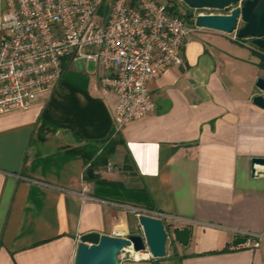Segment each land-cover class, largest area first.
I'll return each mask as SVG.
<instances>
[{
  "label": "crops",
  "instance_id": "1",
  "mask_svg": "<svg viewBox=\"0 0 264 264\" xmlns=\"http://www.w3.org/2000/svg\"><path fill=\"white\" fill-rule=\"evenodd\" d=\"M4 9L0 0V19ZM262 55L223 33L193 32L184 64L148 84L154 111L118 131L117 97L100 86L93 62L68 63L47 98L0 114V264H73L84 233L140 234L141 209L96 198L86 178L91 161L68 156L85 146L94 161L114 142L115 169L101 178L146 191L150 212L190 228L187 246L175 248L177 264H264V167L252 174L251 165L264 157V110L252 101ZM126 160L132 170H123ZM238 237L245 246H236ZM169 261L119 257L120 264Z\"/></svg>",
  "mask_w": 264,
  "mask_h": 264
},
{
  "label": "built area",
  "instance_id": "2",
  "mask_svg": "<svg viewBox=\"0 0 264 264\" xmlns=\"http://www.w3.org/2000/svg\"><path fill=\"white\" fill-rule=\"evenodd\" d=\"M105 3L106 20H98ZM170 7L162 0H5L0 19V114L28 110L39 93L58 84L64 64L84 61L101 68L100 86L117 97L116 131L150 115L154 104L149 82L184 64L183 50L194 32L191 22ZM200 10L192 18L199 30V15L222 11ZM227 35L246 45L248 38H239L237 30ZM114 169L108 160L95 174L103 177ZM86 192L83 185L78 193L82 201L90 199ZM119 257L152 259L147 251L124 250Z\"/></svg>",
  "mask_w": 264,
  "mask_h": 264
},
{
  "label": "water",
  "instance_id": "3",
  "mask_svg": "<svg viewBox=\"0 0 264 264\" xmlns=\"http://www.w3.org/2000/svg\"><path fill=\"white\" fill-rule=\"evenodd\" d=\"M192 9L212 8L230 11L225 15L202 14L196 18V25L223 34L237 30L239 38H250L251 44L264 50V0H180ZM242 1L241 6H236ZM234 6V8L232 7ZM241 20L242 26L238 27ZM258 94L253 97V104L264 110V78L256 81ZM252 174L254 166L264 167V157L251 158ZM87 176L94 178V170L88 169ZM141 233L126 237L102 234L97 231L80 236L73 264H120L119 255L124 250L133 253L149 252L152 259L167 257V232L164 222L159 218L144 214L137 216ZM189 227H175L172 236L176 243L186 247L189 241ZM246 243L245 238L238 237L236 245Z\"/></svg>",
  "mask_w": 264,
  "mask_h": 264
},
{
  "label": "trees",
  "instance_id": "4",
  "mask_svg": "<svg viewBox=\"0 0 264 264\" xmlns=\"http://www.w3.org/2000/svg\"><path fill=\"white\" fill-rule=\"evenodd\" d=\"M170 9L173 12L178 13V10L174 6H171ZM183 16L188 21V15L184 14ZM262 51L264 52V50ZM260 59H261V65L264 67V55H262ZM65 71H66V64H64L63 66L62 77L65 76ZM115 144H116L115 142L112 143V145L106 151V154H104L101 158L97 160L95 159L94 161H93V157L95 155L94 149H89L88 147L85 146L70 150L68 156L70 158H81L83 161L86 162L91 161L89 168L96 170L99 166H102L108 161V157L113 153L115 149ZM123 170L124 171L132 170V166L128 163L127 160L123 166ZM86 178L90 180L87 175ZM92 181L95 183L94 196L96 198L102 200L120 202V203H129L136 207H141L143 209H146L148 211H153L154 209L151 203V199L146 191L129 189L123 183L108 181L106 179L101 178L98 175H95ZM173 251H174L173 255L176 256L177 254H175L176 253L175 248H173Z\"/></svg>",
  "mask_w": 264,
  "mask_h": 264
},
{
  "label": "rangeland",
  "instance_id": "5",
  "mask_svg": "<svg viewBox=\"0 0 264 264\" xmlns=\"http://www.w3.org/2000/svg\"><path fill=\"white\" fill-rule=\"evenodd\" d=\"M242 1L238 5H236V6H238V7L241 6L242 5ZM162 2L166 3L169 6H174L178 10V12L181 14V16H183L184 14L188 15V21L191 22V27L193 28L194 32L199 31V29H195V26L192 24V18L195 15H198V14L202 13L203 12L202 10H200V9L199 10L192 9V8L188 7L184 2H182L180 0H162ZM232 7L234 8V6H232ZM108 11H109V4L108 3H105L102 6V8L100 9L99 13H98V20H101V19L106 20V17L108 15ZM228 13H229V10L228 11L222 10V11H219V12H215V14H220V15H225V14H228ZM241 26H242V22H241V20H239L238 21V27L237 28H240ZM225 35L227 36L228 39L231 40V38H230L231 36L230 35H227V34H225ZM244 43L246 45H248V46H251L252 45L250 38L245 39L244 40ZM91 67H92V65H90L88 63L85 64V68H86V70L88 72L90 71V68ZM67 76H72V75L68 73ZM75 76H77V78H81V76H82V78H83V74H77ZM61 79H60V81H61ZM60 81L58 82V84L60 83ZM58 84L55 85L52 88H49L45 93H42V94L40 93L37 96V98H39V97L47 98L49 96V94L52 93L56 89V87L58 86ZM136 208L141 209V210H138V213L152 217V214L151 213H148L149 212L148 210L143 209L141 207H136ZM165 225H166V227H165L166 228V231L168 233V238H167V242H166V251H167V257L166 258L168 260H170L169 261L170 264H177V261H178V258H179V254L175 250L176 251L175 254H177V255L174 256L173 255L174 254L173 248L178 247L179 244L176 243L174 241V239H173V236H172V230H173L172 225L169 224V223H167V222H165Z\"/></svg>",
  "mask_w": 264,
  "mask_h": 264
}]
</instances>
